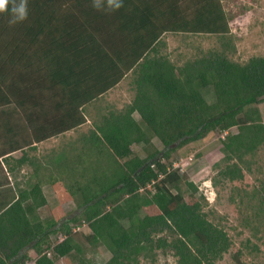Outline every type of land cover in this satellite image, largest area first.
Returning <instances> with one entry per match:
<instances>
[{
	"label": "trees",
	"instance_id": "trees-1",
	"mask_svg": "<svg viewBox=\"0 0 264 264\" xmlns=\"http://www.w3.org/2000/svg\"><path fill=\"white\" fill-rule=\"evenodd\" d=\"M19 2L0 13V107L13 105L28 124L49 129L46 137L80 126L82 107L125 78L133 96L120 110L102 109L79 136L49 216L38 211L48 204L38 184L0 203V264H98L72 231L84 223L87 242L110 252L102 264H154L159 250L177 264H216L232 241L171 159L219 131L223 156L213 167L235 183L264 147V55L234 59L226 0H120L118 9L108 0H27V18L10 24ZM167 33L214 36L217 45L177 63L164 51ZM140 144L143 155L133 149ZM249 188L239 202L264 220V180ZM66 201L77 211H62Z\"/></svg>",
	"mask_w": 264,
	"mask_h": 264
},
{
	"label": "rangeland",
	"instance_id": "rangeland-1",
	"mask_svg": "<svg viewBox=\"0 0 264 264\" xmlns=\"http://www.w3.org/2000/svg\"><path fill=\"white\" fill-rule=\"evenodd\" d=\"M226 4L235 13L231 22V31L234 36V59L245 61L252 55H264V0H226ZM166 46L164 51L177 63H182L186 56L193 55L199 49L210 48L217 45V39L209 35H184L167 33L164 36ZM128 79L122 80L120 86L111 94L117 101L126 99ZM210 88V87H209ZM207 101L213 100V93L205 89ZM131 94V92L129 91ZM113 100V99H112ZM122 104V103H121ZM120 105V104H118ZM13 105L0 107V123L10 116L12 122ZM236 130L235 128L232 131ZM223 133L212 131L204 138L193 141L175 151L172 155L174 167H177L185 176L198 187V195L204 196L207 202L203 209L208 213L210 220L223 228L232 241L229 250L225 252L216 264H263L264 263V220L250 219L252 211L247 203L239 201V195L251 186H259L264 180V147L252 163L250 170H245L244 179L239 182L229 183L217 176L213 164L219 161L223 153L221 151V138ZM157 148H162L159 140L155 139ZM141 145L133 146V149L141 155ZM233 198V199H231ZM73 208V209H72ZM76 210L75 203H68L65 212ZM77 211V210H76ZM75 211V212H76ZM42 216H49L50 209L41 211ZM247 221V222H246ZM76 225V224H75ZM72 225V226H75ZM257 226V231L252 232V226ZM76 228V238L85 249V256L92 262L102 264L110 257L109 250L104 245L93 246L89 244L85 235L89 232L87 225H79ZM62 235H52L51 240H61ZM257 245V250H252ZM158 252V261L154 264H177L176 258L170 253ZM35 253L31 251V256ZM26 264H32L31 261ZM57 264H65L59 259ZM140 264H150L141 261Z\"/></svg>",
	"mask_w": 264,
	"mask_h": 264
},
{
	"label": "crops",
	"instance_id": "crops-1",
	"mask_svg": "<svg viewBox=\"0 0 264 264\" xmlns=\"http://www.w3.org/2000/svg\"><path fill=\"white\" fill-rule=\"evenodd\" d=\"M121 82L122 80L101 95L98 101L94 100L82 107L85 122L80 126L46 137L42 134H47L49 129L42 128L39 122L28 124L20 110L13 107L12 122L0 123V203L7 197L12 196L15 200L20 194L26 195L28 194L26 190L31 191L38 184L48 201V204L38 211L41 213L44 209L57 206L56 193H62L65 190L62 178L68 177V158L77 153L79 136L93 128L92 122L102 109L103 112L117 111L132 99L133 91L130 86L125 92L126 99L121 102L112 96L111 92L116 91ZM260 107L264 113V102L260 104ZM132 116L135 120L140 119L137 112H134ZM155 139L152 140L153 143ZM57 177L59 182L54 184ZM28 201L29 199L25 200V202ZM71 202L63 203L62 211Z\"/></svg>",
	"mask_w": 264,
	"mask_h": 264
},
{
	"label": "clouds",
	"instance_id": "clouds-1",
	"mask_svg": "<svg viewBox=\"0 0 264 264\" xmlns=\"http://www.w3.org/2000/svg\"><path fill=\"white\" fill-rule=\"evenodd\" d=\"M9 0H0V13L8 10ZM108 5L112 9H118L121 6L120 0H108ZM10 24H16L24 21L27 18V0H20L19 4L13 3L11 7Z\"/></svg>",
	"mask_w": 264,
	"mask_h": 264
},
{
	"label": "built area",
	"instance_id": "built-area-1",
	"mask_svg": "<svg viewBox=\"0 0 264 264\" xmlns=\"http://www.w3.org/2000/svg\"><path fill=\"white\" fill-rule=\"evenodd\" d=\"M79 228V226H77ZM74 230H76V228H74Z\"/></svg>",
	"mask_w": 264,
	"mask_h": 264
}]
</instances>
